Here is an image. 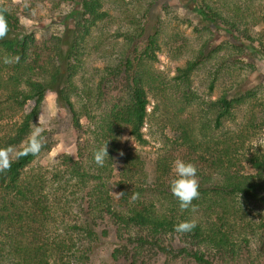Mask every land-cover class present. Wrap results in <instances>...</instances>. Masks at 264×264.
I'll return each mask as SVG.
<instances>
[{"label": "rangeland", "instance_id": "1", "mask_svg": "<svg viewBox=\"0 0 264 264\" xmlns=\"http://www.w3.org/2000/svg\"><path fill=\"white\" fill-rule=\"evenodd\" d=\"M82 1L0 0V5L18 20L19 29L9 33L10 37L15 33L26 34L34 39L36 46L46 40L55 43L56 37L63 39L59 59L56 55L54 59L62 68L58 83L53 89L45 91L40 111L31 121L27 137L29 138L35 126L43 127V137L48 148L26 166L22 173L24 181L36 177L37 180L41 178L39 186L45 185L43 193L46 196L43 200L50 211L41 224L37 222L34 225L41 228V236L43 234L46 238L45 243L57 242L63 236L69 240V234L65 236L64 224L79 220L78 216L86 212L87 202H77L83 193L81 185L78 187L76 180L70 179V174L65 171V157L70 155L77 158L79 141L82 142L81 146L86 141L89 146L98 141L100 134L93 131L96 126L86 117L88 114L92 118L99 115L123 96L124 100L128 91L125 74L120 73L121 66L113 73L109 69L130 59L136 71V59L150 35H158L159 48L155 51V60L143 66L149 99L142 128L146 142L137 143L128 134V128L123 127L117 138L118 143L107 151L108 157L104 162L107 168L99 172L100 179L97 180L104 183V188L110 192L116 207L126 208L121 200L120 181L126 179L125 182H130L129 185L134 187L154 186L158 181H163L166 188H169L175 175L174 161L177 159L194 164L197 178H204L208 183L216 180L214 165L208 164L215 154L212 139L203 138L195 143L184 141L183 129L187 132L193 130V134L200 137L199 129L205 124L208 131H203L208 135L228 132L234 136L237 132L235 127H245V124L251 123L250 128L247 127L243 144L235 138L236 143L232 147L239 143L241 150L237 154L232 152L237 159L232 158L236 163L233 168L240 173L255 174L256 170L247 159L257 153L264 156V0H247L245 8L246 12H255V19L263 18L254 27L257 32L260 31L261 44L258 41L244 44L243 36H240L241 40H237L224 26H214L200 14L197 0H98L105 16L90 28L83 42L81 41L85 44V52L80 57V66L73 77L74 89L70 94L83 126V133L81 129L75 128L71 111L57 94L65 85V67L68 64L65 58L69 45L84 30ZM209 2L219 10H225L226 5L230 7V0ZM67 21L70 27H66ZM236 41L244 44L245 48L241 52L232 46ZM217 45L222 48L208 57L209 52ZM200 51L208 55L188 80L175 79L178 68L192 61ZM29 52H33L32 48ZM227 57L229 62L224 64L220 58ZM9 75L10 71L2 68L0 144L22 120L23 113L30 112L35 104L34 100H28L23 108L16 104L13 97L9 96L12 91ZM101 80H104L100 87L102 91L97 93L95 91ZM17 87H20L18 90L22 89L19 85ZM248 91L251 94L235 107L230 118L224 119L223 126L214 127V113L208 109L211 101L216 100L223 92L238 98ZM98 105L100 109L96 108ZM27 138L15 148L24 145ZM201 156L208 163H204ZM126 157L129 160L125 163ZM262 190L264 195V180ZM147 198L152 199L160 211H165L163 197L152 195ZM216 199H211V202ZM218 200L221 202L220 198ZM222 201L227 206L222 207L227 209V213L222 214L223 211L219 210L218 214H213L212 220L205 221H210L209 227L222 223L223 229L229 230L234 241L241 245V250L238 254L224 248L210 251L201 243L200 248L205 257L213 264H264V228L257 226L264 217V199L247 201L240 195H228ZM204 217L200 211L199 218L204 221ZM98 222L96 230L99 238L92 242L86 264H130L133 254H139L138 264H197L191 256H168L155 245L134 253L133 244L116 236L108 214ZM252 223L254 227L248 229L246 226ZM103 230L107 234H103ZM26 236L18 228H0V264H9L7 254L11 249L26 243L29 240ZM177 237L172 241L175 249L183 246V242ZM246 238L249 240L248 245L245 244ZM168 241L167 238L166 242ZM125 246L130 254L125 252ZM51 249L49 264H61L58 250L52 245ZM120 249L124 251L120 252Z\"/></svg>", "mask_w": 264, "mask_h": 264}, {"label": "trees", "instance_id": "2", "mask_svg": "<svg viewBox=\"0 0 264 264\" xmlns=\"http://www.w3.org/2000/svg\"><path fill=\"white\" fill-rule=\"evenodd\" d=\"M199 1L200 14L214 26H224L231 35L237 40H241L240 36L245 38L244 44L258 41L262 43L257 32L255 23L262 22L263 18H256L255 12H246L247 0H230V7L225 6V10H219L214 7L209 0ZM0 9H4L0 5ZM81 15L84 18V30L82 33L73 39L69 45L66 54L65 67V85L57 92L58 96L68 106L73 116V125L78 130L83 126L78 117L75 106L70 99V94L73 92V77L77 73L80 66V57L85 52V44L83 42L85 35L89 33L90 28L96 22L103 19L105 12L100 9V2L98 0H83L81 5ZM9 31L8 34L0 39V73L2 68H7L10 71L11 95L13 100L21 108L28 100H34V107L28 113H23L22 120L13 130V132L3 140L0 148L21 144L29 135L31 121L37 117L40 111L41 102L43 100L45 91L54 88L58 83V78L62 72L60 64L55 63V55L59 59L61 50V43L63 39L56 37V42L44 41L41 45H34V39L26 34L15 33L14 36H9V33L18 30V20L15 16L7 10L5 13ZM66 27H70L69 21ZM258 35V36H256ZM244 44L238 41L233 43V47L241 52L244 49ZM263 46V45H262ZM264 47V46H263ZM32 53L29 52L31 51ZM159 48L158 35H150L146 45L140 52L136 59V71L133 69L132 61L126 59L124 63H119L112 69L111 73L116 68L124 72L125 79L128 83L127 97L124 96L101 111L99 115L93 118L88 114L86 117L91 123L96 126L93 131L99 133L98 141L91 143L86 141L84 146H81V141L78 142L79 148L77 158L67 155L65 161V171L70 174V179H75L78 187L83 192L82 196L77 199L80 204L81 201L87 202L86 212L82 216H78L79 220H74L64 224L63 228L65 236L57 242L45 243L46 238L42 234L41 228L34 227L48 216L50 207L46 205L43 198L46 196L44 192L45 185L42 187L41 178L33 180H23V169L28 166L36 157L26 155L18 159L12 167L4 174H0V228L5 229L10 227L16 230L20 229L25 233L29 239L26 243L20 244L9 251V264H49V255L51 254V245L58 251L59 260L61 264H86L89 259V252L92 249V242L98 240V232L96 230L99 219L108 214L112 219L116 236L125 238L130 244H133L134 253L146 248L147 246H156L160 252L168 256H178L180 254L191 256L197 264H213L200 248V244L204 243L207 250L231 249L233 254H238L241 250V245L234 241L232 234L227 229H223V224L209 227L213 214H218L219 210L222 214L227 213L226 204L222 201L225 196L240 197L247 201L264 199L263 195V180H264V156L258 153L253 157L248 158V163L256 170L255 174H244L234 169L236 164L233 160H237L232 152L238 153L241 150L239 143L234 146L236 142L243 141L245 135L250 128V124L244 126H237L235 135L224 132L221 135L206 134L208 131L207 125L199 129L200 137L193 134V130L187 132L183 129L184 141L191 143L198 142L200 139H212L213 148L215 150L214 157L206 160L204 163L214 165L216 170V180L207 182L206 179H199V198L193 201L195 209L181 211L178 200L173 196L170 187L166 188L163 181H158L154 186L146 185L141 187L130 186V182L126 183V179L120 181L121 200L126 208H117L116 203H113L110 192L104 188V183L97 181L100 179L99 172L107 168L104 164L102 167L94 162V153L106 144L107 151L109 148H114L118 143V136L123 127L128 128V134L139 144H144L146 139L144 137L142 128L145 123L147 115V105L149 99L145 88L146 78L143 76V66L149 61L155 60V51ZM222 48L220 45L214 47V50L209 52V56L217 53L218 49ZM212 52V53H211ZM203 51L192 60L188 61L184 66L178 68V75L182 81H187L191 73L204 62L206 56ZM12 59L11 63L5 64L4 58ZM15 57H19L16 61ZM224 64L229 62V58H220ZM124 66V68H123ZM220 72V71H219ZM110 73V74H111ZM218 71L215 77L217 78ZM214 77V78H215ZM215 78V79H216ZM45 80V81H44ZM213 82V81H212ZM102 82L99 81L97 86V93H100ZM16 85L22 87L16 88ZM249 91L238 98L230 97L229 94L223 92L216 100L211 101L208 106L209 110L214 113V127L219 128L223 126L224 119L230 118L234 114L235 107L240 104L248 95ZM251 94V93H250ZM100 109V105L96 107ZM104 110V109H102ZM93 126V124H92ZM91 126V127H92ZM248 127V128H247ZM204 130V131H203ZM233 133V132H232ZM197 138V141L195 139ZM28 140V138H27ZM26 140V142H27ZM45 141V140H44ZM25 142V143H26ZM209 142V140H208ZM25 145V144H24ZM22 145L18 149L24 147ZM46 141L41 152L47 149ZM129 157L125 158V163ZM201 174V173H200ZM35 176V175H33ZM97 182H96V181ZM138 193L137 199H132L133 194ZM160 195L164 199L165 211H160L149 196ZM217 198L213 202L211 199ZM222 197V198H221ZM220 198V201L218 200ZM87 200V201H86ZM223 207V208H222ZM204 215V221L199 218V212ZM221 217V216H220ZM195 221L196 227L187 233H177L174 228L181 222ZM264 228V217L262 221L258 222L257 226ZM246 227L253 228L254 224H248ZM103 234L107 231L103 230ZM175 236L181 239L183 246L175 249L172 241ZM169 239L166 242V239ZM245 244H249V240L245 239ZM188 245H191L190 247ZM246 245V246H247ZM125 252H128L125 246ZM124 250L120 249V252ZM139 254H133L130 264H138ZM73 258V259H71Z\"/></svg>", "mask_w": 264, "mask_h": 264}, {"label": "clouds", "instance_id": "3", "mask_svg": "<svg viewBox=\"0 0 264 264\" xmlns=\"http://www.w3.org/2000/svg\"><path fill=\"white\" fill-rule=\"evenodd\" d=\"M7 9H0V39H3L9 31L5 13ZM18 61L19 57H15ZM3 62L5 64L11 63L12 59L5 57ZM45 129L41 126H35L31 132L27 142L22 149H16L13 146L0 148V174L6 173L12 165L21 157L32 155L34 157L41 153L44 147V133ZM108 157L106 144L98 149L94 155V162L98 166H103L105 158ZM174 178L170 181V191L179 202V208L183 212L185 210L195 209L193 201L199 198V184L197 180V168L190 162H185L181 159L174 161ZM138 193L133 194L132 199L138 198ZM196 227L195 221L181 222L175 226L174 230L177 233H187Z\"/></svg>", "mask_w": 264, "mask_h": 264}]
</instances>
